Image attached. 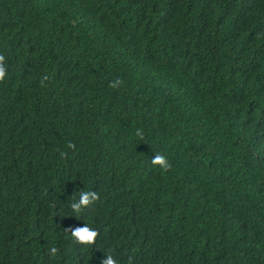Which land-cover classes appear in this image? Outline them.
<instances>
[{
    "label": "trees",
    "instance_id": "1",
    "mask_svg": "<svg viewBox=\"0 0 264 264\" xmlns=\"http://www.w3.org/2000/svg\"><path fill=\"white\" fill-rule=\"evenodd\" d=\"M0 55V264H264V0H0Z\"/></svg>",
    "mask_w": 264,
    "mask_h": 264
},
{
    "label": "clouds",
    "instance_id": "2",
    "mask_svg": "<svg viewBox=\"0 0 264 264\" xmlns=\"http://www.w3.org/2000/svg\"><path fill=\"white\" fill-rule=\"evenodd\" d=\"M7 75V70L5 66V57L3 55H0V82L4 81L5 77ZM122 84V81L117 78L115 81H113L109 86L112 88H118ZM67 148H75V144L72 142H69L66 146ZM62 156H66L67 152H64L61 154ZM153 165L159 166L162 171L167 172L171 169L172 165L170 161L166 158V156L162 154H158L155 156L152 160ZM81 199L79 203H74L72 207L76 210L77 213L80 212L82 207L89 206L94 200L99 199V194L93 191H86L80 194ZM99 233L92 228L85 226L78 228L74 231H72V237L78 241L80 244L83 245H92L95 243ZM51 253L55 254L57 252V249L55 247L50 249ZM103 264H117V260L113 259L111 255L107 257L103 261Z\"/></svg>",
    "mask_w": 264,
    "mask_h": 264
}]
</instances>
